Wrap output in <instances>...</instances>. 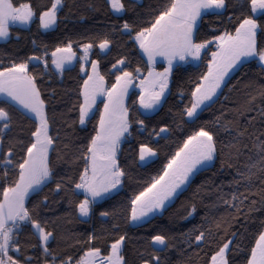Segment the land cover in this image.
Returning <instances> with one entry per match:
<instances>
[{"label":"snow or ice","instance_id":"obj_1","mask_svg":"<svg viewBox=\"0 0 264 264\" xmlns=\"http://www.w3.org/2000/svg\"><path fill=\"white\" fill-rule=\"evenodd\" d=\"M72 17L94 22L87 42L33 38L31 54L0 61V264H129L130 242L136 264H172V252L194 264L193 250L204 264H264V0H155L147 9L140 0H86L83 8L76 0H0V41L32 24L37 34L53 33L75 24ZM76 62L77 87L65 90L76 98L60 111L46 77H63ZM182 65L199 74L184 81ZM173 84L175 129L148 131ZM134 128L151 139L133 143ZM172 131L183 137L162 168L148 179L134 175L158 156L152 141ZM202 173L211 175L197 183ZM189 191L177 215L191 223L203 210L198 225L155 224ZM50 199L65 206L63 215ZM73 219L89 227L59 228ZM129 228L146 231L133 237Z\"/></svg>","mask_w":264,"mask_h":264},{"label":"trees","instance_id":"obj_2","mask_svg":"<svg viewBox=\"0 0 264 264\" xmlns=\"http://www.w3.org/2000/svg\"><path fill=\"white\" fill-rule=\"evenodd\" d=\"M15 3H20L23 2V0H14ZM33 3H45L47 0H32ZM76 2L83 8V5L86 3V0H76ZM141 3H143L144 8L147 9L149 3H155V0H140ZM67 11V9H65ZM231 10H229L228 15H231ZM63 15V14H62ZM259 19V16L257 17ZM105 24H112V23H122V21L118 20H113V19H108V18H103ZM207 19V18H206ZM211 19L215 20L214 17ZM72 21H76L75 24L72 22H69L67 26L65 24H61L58 29L55 30L53 33H44V34H37V27L36 24L30 25L27 29H15L12 31V37L10 41L5 42V43H0V61H3L4 63H7L9 58L14 56L18 51L23 50L24 52H28L31 54L29 51L31 48V40L33 38L37 40H43L46 43L49 44H55L58 39H64V42L67 43V37H71V39L76 42H87L86 36H85V30L88 27H92L94 22L91 20H88L87 22L84 21H78L77 17H72ZM97 30H102V29H96L93 27V31ZM19 36L20 40L17 42L16 37ZM75 50L77 51V55L79 56V44L74 45ZM99 52L98 49L94 50V54L92 58H96L95 53ZM117 54V50L113 49L112 56H115ZM111 59V56L109 57ZM110 66V65H109ZM182 69H186V71H181L180 72V77L183 78L184 81H187L189 76H195L199 74V70L194 69L191 65H182ZM161 68V67H160ZM162 69V68H161ZM249 76L252 78H256V74L259 72L258 68H252L248 70ZM79 74V64L76 62L75 68L73 71H67L64 73L63 77L60 76H54V77H46V80H50L51 83L48 87L44 89L45 93H50L52 89L56 90L57 97H56V103L57 107L60 111H64L65 109V104L67 103V106L70 107L71 101L75 100V93L72 92L71 98L69 99L68 96L65 95V90H68L71 92L73 89L77 87V78ZM237 77L236 79L232 80V84H235L237 82ZM82 82V81H81ZM187 86V85H186ZM231 86V85H230ZM177 93V88L175 84L172 85V95L169 96L168 98V103L164 105L163 109L159 110L158 114H154L149 117L148 120H146V123L148 125V131H151L153 127H156V130H159L160 126L164 125H171L173 129H175V125L172 123V118L170 116V110L172 112L177 111V105H179V99L176 95ZM135 97H133L134 99ZM233 99H239L237 94L233 93L232 96ZM223 100V97H221ZM129 103H131V100H129ZM99 108H103V103L100 102L98 103ZM182 107V105H180ZM220 108V104H217L214 109L210 111H206L202 114V119L207 120L211 118L212 113ZM98 115V114H97ZM71 118V116H69ZM57 126H59V121L57 123ZM89 129H91L92 125L89 124ZM185 131L190 132L191 129L185 128ZM83 135V133H80ZM133 136L134 140L133 143H135L137 140H143V141H148L151 138L148 137L147 132L144 133H138L135 128L133 129ZM168 137L167 140L165 139H159L158 141H152V146L155 149H158V156L155 157V159L151 162H149L146 165H141L135 172L134 175H137L138 178H143V179H148L152 175H155L163 166V163L166 162V157L169 153L174 152L176 148L177 142H179L182 137L183 133L180 131H172L171 133H166ZM129 145L125 144L124 148L125 151L127 152ZM220 168V163L217 161L216 169L213 171H217ZM210 173H202L200 174L199 179L197 180V183L200 182L202 179H206ZM228 177V173L226 172L224 175L220 176V179H226ZM137 187V185L133 184L132 188ZM195 187V186H193ZM131 188H127L126 191H131ZM45 192L48 191L47 188L44 190ZM192 195V192L189 191L185 193L184 195L180 196L179 199H177L172 206H170L167 211L158 218L155 221V224L160 225V226H168V227H182L183 230H188L193 227V225H198L201 220V216L204 214L203 210H201L200 215L194 216L191 220V223L189 222H182L177 215L178 211L181 209L182 203L185 201L186 197H189ZM42 198V197H41ZM33 202L35 200V197L32 198ZM56 200H59V197H55ZM120 197L117 196L116 200H119ZM50 203L52 204L53 208L58 209L56 212V215H63L65 211V206L64 205H57L52 202L50 199ZM105 207H108V204L104 205ZM258 219L260 218V214H257ZM257 219V223H258ZM93 224L97 228L100 227V223L98 220H94ZM89 227L88 225L81 224L77 220H71L69 223H63L59 225V228L61 230L65 231H70L73 234H81L83 233L84 229ZM151 227V226H149ZM255 230V228H253ZM129 235L133 237H138L141 236L145 233L146 229L145 228H139V229H134V228H129ZM56 245L53 244V247ZM135 247L133 243H129L126 247L125 250V255L126 258L129 261V264H136V256H135ZM205 251H207V248L205 247ZM190 255H192L194 264H204V261L206 257L204 256V253L201 252L199 256H196L195 250H193ZM170 258L172 260V264H181V260L184 259L181 257L178 252H172L170 253ZM237 264H239V261H237Z\"/></svg>","mask_w":264,"mask_h":264},{"label":"rangeland","instance_id":"obj_3","mask_svg":"<svg viewBox=\"0 0 264 264\" xmlns=\"http://www.w3.org/2000/svg\"><path fill=\"white\" fill-rule=\"evenodd\" d=\"M29 27V26H28ZM28 27H23V28H21V29H27ZM0 43H5V41H0ZM162 69H161V68ZM156 70L157 71H162L163 70V62L162 61H159L158 60V63H157V66H156ZM103 100V97H99L98 99H97V104L98 103H100L101 101ZM152 115H154V114H152ZM151 115V116H152ZM155 159V157H153V158H151L147 163H144V164H142V165H146V164H148L149 162H151V161H153Z\"/></svg>","mask_w":264,"mask_h":264},{"label":"water","instance_id":"obj_4","mask_svg":"<svg viewBox=\"0 0 264 264\" xmlns=\"http://www.w3.org/2000/svg\"><path fill=\"white\" fill-rule=\"evenodd\" d=\"M162 135H164V136H165V135H166V133H165V134H162Z\"/></svg>","mask_w":264,"mask_h":264}]
</instances>
